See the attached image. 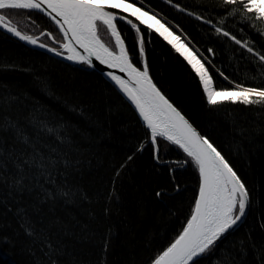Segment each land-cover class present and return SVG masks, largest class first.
<instances>
[{
    "label": "trees",
    "instance_id": "1",
    "mask_svg": "<svg viewBox=\"0 0 264 264\" xmlns=\"http://www.w3.org/2000/svg\"><path fill=\"white\" fill-rule=\"evenodd\" d=\"M142 2L178 26L201 58L211 61L217 89L230 88V81L264 87L252 54L215 32L229 10L220 6L221 0H174L213 20L212 25L167 0ZM11 12L33 19L63 41L45 15L30 10L6 14ZM117 25L133 63L140 66L134 32L123 21ZM101 26V41L116 50ZM223 27L240 40L255 42L264 54V36L239 15L228 17ZM261 27L264 21H256ZM39 41L53 46L47 37ZM147 60L157 86L222 151L253 197L240 226L195 264H264V104L225 102L210 108L190 66L155 33L147 44ZM16 129L29 137L28 146ZM146 132L133 106L98 71L63 61L0 29V264H151L191 216L200 178L191 163L172 172L157 163L151 144L138 152ZM32 142L46 162L44 175L25 167ZM185 158L178 146L162 145V160Z\"/></svg>",
    "mask_w": 264,
    "mask_h": 264
},
{
    "label": "snow or ice",
    "instance_id": "2",
    "mask_svg": "<svg viewBox=\"0 0 264 264\" xmlns=\"http://www.w3.org/2000/svg\"><path fill=\"white\" fill-rule=\"evenodd\" d=\"M142 0H0V29L6 30L21 41L39 46L50 52L63 56L61 49L67 50V60L93 65V58L109 69L119 70L127 74L128 79L108 71L107 76L119 90L126 95L137 110L147 132L148 139L137 146L142 152L146 144H151L153 158L157 163L170 166V172L187 164L198 170L200 186L198 198L186 226L169 247L159 254L152 264H195V258L212 252L230 231L237 229L252 205V193L245 181L238 174L222 151L189 122L183 113L157 87L150 74L147 60V44L151 42L153 33L162 38L190 66L197 77L204 93L206 103L214 109L225 102L248 105L264 104V87H247L243 83L230 81V88H220L214 84V77L209 71L211 61L198 55L199 49L190 47V39L183 32L178 35L166 22L162 14L154 13L151 7L145 10L138 6ZM181 12L212 25L213 20L184 8L174 0H167ZM221 7L229 10L214 26L217 35L234 41L257 60L264 75V54L255 48V42L240 40L223 27L228 17L239 15L241 20L248 22L261 36L264 27L256 28V21H264V0H221ZM109 9L118 10L110 11ZM9 10L38 11L46 15L63 35V42L57 41L58 47H49L39 43V38L26 34L14 26L6 14ZM126 14V15H122ZM131 17V18H129ZM117 21H123L134 32L136 37V58L140 66L133 63L126 40L118 28ZM104 26L114 40L113 48L105 45L98 36V26ZM141 26L147 31L146 40ZM178 28V26H175ZM243 31V29H241ZM45 35V32H41ZM52 36L51 32H47ZM183 37V38H182ZM53 39H55L53 37ZM188 42H185V41ZM77 46L83 52L77 51ZM209 53L215 55L212 49ZM214 67V65H212ZM219 75L228 80L223 72ZM255 79V77H253ZM15 128V125L12 126ZM54 132L55 129H47ZM18 138L29 145V137L23 136L22 130L16 129ZM57 138L60 139L59 133ZM178 146L186 154L182 161H166L161 159L162 144ZM33 154L24 161L25 167L34 166L44 175L46 162L32 142ZM2 147V146H0ZM50 151L55 152V149ZM133 157L129 156L128 160ZM4 162L0 156V167ZM55 162L48 161L51 165ZM174 165L175 167H171ZM124 165H121L123 168ZM117 177L120 175L117 170ZM179 186H177L178 188ZM159 196L160 193H157ZM31 234V233H29ZM107 247V245H105Z\"/></svg>",
    "mask_w": 264,
    "mask_h": 264
},
{
    "label": "rangeland",
    "instance_id": "3",
    "mask_svg": "<svg viewBox=\"0 0 264 264\" xmlns=\"http://www.w3.org/2000/svg\"><path fill=\"white\" fill-rule=\"evenodd\" d=\"M132 2V1H131ZM138 6L140 7H144L145 10H148V5L144 4L143 2L140 3ZM115 11H118V10H115ZM154 13H157L156 11H154ZM122 15H126V14H123L121 13ZM159 14V13H158ZM9 16H10V19H12L15 23L18 24V30H21L23 32H25L26 34H29V35H32V36H35V37H38L39 39L40 38H43V37H47L48 38V41H50L51 43H53V46L52 45H49L50 47H56L58 46L57 44V41H62V39L60 38H57L54 33H52V36H48L47 35V32L46 30L42 29V27H40L39 25H36L35 22H33V19H25L24 17H21V15H19L17 12H11L9 13ZM131 18V17H129ZM166 22L169 24L170 27L173 28V31L177 32V34L179 35L181 32L179 30L176 29V27L173 26V24L171 22H169L167 19H166ZM23 26L22 28L20 27ZM15 26V25H14ZM101 26V25H100ZM106 29L104 28V26H101V32L103 33V35L105 36V38L107 39L108 43H110L112 45V41H109L110 39L108 38V35L106 34L107 31H105ZM41 32H45V35H41ZM62 35V34H61ZM53 37L55 39H53ZM183 38V37H182ZM185 42H188L187 40ZM43 43V42H42ZM45 44V43H44ZM48 45V44H47ZM190 47H192L193 45L190 43L189 44ZM195 50V48H194ZM61 51L65 54H69L67 52V50H64V49H61ZM199 55V54H198ZM203 59V58H202ZM163 146H165V143L162 144Z\"/></svg>",
    "mask_w": 264,
    "mask_h": 264
},
{
    "label": "water",
    "instance_id": "4",
    "mask_svg": "<svg viewBox=\"0 0 264 264\" xmlns=\"http://www.w3.org/2000/svg\"><path fill=\"white\" fill-rule=\"evenodd\" d=\"M110 11H115V10H113V9H109ZM38 12V11H37ZM40 13V12H39ZM41 14H43V13H41ZM44 15V14H43ZM46 16V15H45ZM47 17V16H46ZM48 18V17H47ZM56 26V25H55ZM57 27V26H56ZM58 29V28H57ZM1 30H3L4 32H6V33H8L6 30H4V29H1ZM59 30V29H58ZM60 32V31H59ZM61 33V32H60ZM9 35H11V36H13V37H15L14 35H12L11 33H8ZM62 34V33H61ZM63 36V35H62ZM35 37V36H34ZM16 38V37H15ZM16 39H18V38H16ZM19 40V39H18ZM21 41V40H20ZM22 42H24L25 44H27V45H29V46H31V47H33V48H36V49H39V50H42V51H44V52H47V53H49V54H51V55H53V56H55V57H57V58H59V59H61V60H63V61H66V62H69V63H71V64H81V63H77V62H73V61H69V60H67V55L68 54H65L64 53V55L63 56H60V55H56V54H54V53H52V52H50L49 50H47V49H45V48H42V47H39V46H35V45H31V44H29L28 42H25V41H22ZM39 43H41V44H44V43H42V42H40L39 41ZM106 45V44H105ZM107 46V45H106ZM50 47V46H49ZM77 51H79V52H83V49H80L78 46H77ZM115 51V50H114ZM93 65L94 66H89L90 68H92V69H94V70H96V71H98L100 74H102L108 81H110L118 90H119V88L114 84V82L113 81H111V79L107 76V72L108 71H115L116 72V74H118V75H122V76H124V78L125 79H128V77H127V74H125V73H120L119 72V70H113V69H109L108 68V66H106V65H103V64H101L99 61H97V60H95L94 58H93ZM136 66H138V65H136ZM139 67V66H138ZM153 79V78H152ZM154 81V80H153ZM155 82V81H154ZM157 85V84H156ZM158 87V86H157ZM159 88V87H158ZM160 89V88H159ZM161 90V89H160ZM120 91V90H119ZM121 92V91H120ZM122 93V92H121ZM123 94V96L129 101V103L133 106V108L135 109V106L132 104V102L126 97V95L124 94V93H122ZM165 95V94H164ZM166 96V95H165ZM167 97V96H166ZM168 98V97H167ZM169 99V98H168ZM170 100V99H169ZM171 101V100H170ZM172 102V101H171ZM173 103V102H172ZM174 104V103H173ZM175 105V104H174ZM176 106V105H175ZM177 107V106H176ZM178 108V107H177ZM179 109V108H178ZM136 110V109H135ZM180 110V109H179ZM181 111V110H180ZM136 112H137V110H136ZM183 113V112H182ZM137 114H138V112H137ZM184 115V114H183ZM138 116H139V114H138ZM185 116V115H184ZM140 117V116H139ZM186 118H187V116H185ZM141 119V118H140ZM188 119V118H187ZM189 120V119H188ZM142 121V120H141ZM189 122L200 132V130L189 120ZM143 123V122H142ZM144 125V124H143ZM201 133V132H200ZM201 135H203L202 133H201ZM199 186H200V179H199ZM198 190H199V187H198ZM197 198H198V192H197ZM196 198V199H197ZM191 217V216H190ZM190 217H189V219H190ZM188 221V220H187ZM187 223V222H186ZM186 226V224L184 225V227ZM183 227V228H184ZM183 230V229H182ZM181 233V232H180ZM179 233V234H180ZM179 236V235H178ZM177 236V237H178ZM176 237V238H177ZM175 238V239H176ZM175 239L171 242V243H173L174 241H175ZM171 243L167 246V247H169L170 245H171ZM166 247V248H167ZM165 248V249H166ZM164 249V250H165ZM163 250V251H164ZM162 251V252H163ZM161 252V253H162ZM160 253V254H161ZM196 259V258H195ZM153 262V261H152ZM152 264V263H151Z\"/></svg>",
    "mask_w": 264,
    "mask_h": 264
}]
</instances>
